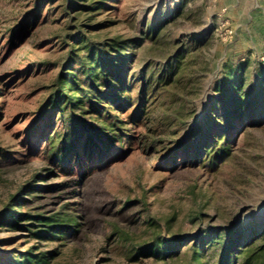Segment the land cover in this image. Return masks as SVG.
<instances>
[{
  "label": "rangeland",
  "instance_id": "rangeland-1",
  "mask_svg": "<svg viewBox=\"0 0 264 264\" xmlns=\"http://www.w3.org/2000/svg\"><path fill=\"white\" fill-rule=\"evenodd\" d=\"M60 3L0 0V214L5 209L34 215L61 212L77 218L78 232L63 239H33L26 229L1 219L0 264H18L21 253L32 247L35 252L58 247L51 264H190L186 255L174 260L149 256L148 247L171 237L205 234L238 218L247 223L264 210V112L256 118L260 125L240 128L243 133L227 161L180 157L175 166L170 164L180 137L202 120L218 95L219 81L228 72H242L250 88V78L255 80L264 69V0H113V8L82 14L80 23L92 17L87 30L94 38L143 36L148 22L163 25L173 19L162 42L185 39L188 32L205 45L197 54L196 85L182 84L192 89L184 103V123L174 119L155 148L116 145L104 155L81 152L82 158L62 164L44 152L48 136L64 129L60 119L50 129H31L67 51L58 38L68 32L67 22L59 16L61 10L51 8ZM37 7L42 22L36 31L18 32L10 42L11 30ZM48 37L52 39L45 44ZM162 47L146 40L137 49L135 70L148 74L157 69L165 56ZM170 102L164 103L170 110L180 109ZM146 104L159 124L166 105L152 96ZM191 107L195 112L190 114ZM147 128L139 133L149 134ZM211 238L207 235L202 247Z\"/></svg>",
  "mask_w": 264,
  "mask_h": 264
},
{
  "label": "trees",
  "instance_id": "trees-1",
  "mask_svg": "<svg viewBox=\"0 0 264 264\" xmlns=\"http://www.w3.org/2000/svg\"><path fill=\"white\" fill-rule=\"evenodd\" d=\"M57 1L49 0V6H54ZM112 1L61 0L55 8L51 7L55 11L61 10L59 16L67 22L68 32L58 37L67 51L31 129L38 130L43 126L50 129L58 119L63 123L64 129L52 132L46 141L44 152L55 163L62 164L71 157L80 159L81 152L90 157L97 152L104 155L116 145L122 147L127 144L130 150V143H144L152 149L174 119L176 121L173 123H184V103L192 89H186L182 84L196 85L197 74L194 70L198 63L197 54L205 43L196 34L188 32L184 35L185 39L175 37L172 43L162 42L168 23L173 19L163 25L148 22L143 36L119 34L91 37L87 28L90 26L88 20L92 17L87 15L83 23L78 20L82 14L113 8L109 4ZM38 8L25 16L18 29L11 30L10 42L18 37V32L36 31L42 22L41 9ZM51 39L46 38L44 43ZM146 40L162 44L165 54L159 67L152 69L149 75L134 67L137 49ZM245 78L242 72L233 71L219 81L216 88L218 95L205 108L202 120L181 136L173 148L171 165L175 166L180 157L195 162L204 159L211 164L218 160L227 161L235 151L238 134L243 133L240 128L260 125L261 120L256 118L264 112V69L255 80L250 78V88V82ZM162 94H166L165 98H162ZM150 96L152 101L156 98L161 101V105H166L164 103L168 100L180 104V109L170 110L166 105L163 116L158 117L161 119H158L159 124H155V117L146 104ZM192 112H195L193 107L189 113ZM55 113L57 119H53ZM121 113L124 115L119 117ZM145 126L149 134L139 133ZM1 219L3 224L26 229L30 237L39 240L63 239L68 234L78 232L79 226L77 218L61 212L34 215L5 209L0 214ZM245 222L243 218H238L227 226L206 231L205 234L200 232L191 237H180V240L171 237L156 241L148 247V254L162 260H174L186 255L190 264H264V210L252 214ZM207 235L212 238L208 245L202 247ZM189 243L188 249L180 250ZM57 254L58 247L38 252L32 247L21 253L22 259L18 264H51Z\"/></svg>",
  "mask_w": 264,
  "mask_h": 264
},
{
  "label": "clouds",
  "instance_id": "clouds-1",
  "mask_svg": "<svg viewBox=\"0 0 264 264\" xmlns=\"http://www.w3.org/2000/svg\"><path fill=\"white\" fill-rule=\"evenodd\" d=\"M205 100H206V98H205Z\"/></svg>",
  "mask_w": 264,
  "mask_h": 264
}]
</instances>
